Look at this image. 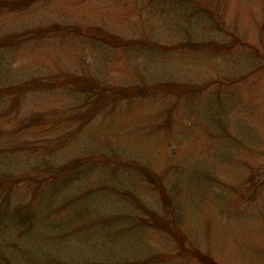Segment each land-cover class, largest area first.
<instances>
[{"label": "rangeland", "instance_id": "1", "mask_svg": "<svg viewBox=\"0 0 264 264\" xmlns=\"http://www.w3.org/2000/svg\"><path fill=\"white\" fill-rule=\"evenodd\" d=\"M180 241L264 264V0H0V264H200Z\"/></svg>", "mask_w": 264, "mask_h": 264}, {"label": "trees", "instance_id": "2", "mask_svg": "<svg viewBox=\"0 0 264 264\" xmlns=\"http://www.w3.org/2000/svg\"><path fill=\"white\" fill-rule=\"evenodd\" d=\"M70 32H74V33H78V34H80V35H82V36H86V38H92V39H94V38H98V39H100V40H102V41H104L105 43H107V44H109V45H112V46H115V47H118V46H123V45H127L128 43H131V41H123V39L121 40V38L120 39H118L117 37H111V38H108L106 35V32L103 30V29H100V28H96V27H90V29H87L86 28V30H84V31H82V32H80V30L79 29H76V28H73V29H71L70 30ZM103 35H105V36H103ZM66 83H71L72 84V80H67V81H65ZM83 83H85V84H87V85H85L84 84V86H83V84L81 83V82H77L76 84H75V86L78 88V90H76V91H79L80 93H87V90H98V91H100L101 89H99L98 87H97V85L96 84H94V83H91V82H83ZM74 86V87H75ZM135 87V86H134ZM130 88H133V87H130ZM140 89L139 90H142V89H144L143 87L141 88V87H139ZM106 89V88H105ZM110 89L112 90V89H120L121 90V93H125V92H129L130 91V89H127V88H124V87H122V88H115V87H110ZM133 89H137V88H133ZM113 91V90H112ZM120 93V92H119ZM62 169H68V167H63ZM158 184H160L161 186H163V182L162 181H160V182H158ZM161 188H163V187H161ZM161 188H159V190H161ZM161 191H163V190H161ZM164 195V194H163ZM165 196V195H164ZM164 205H165V203H164ZM166 206H168L169 207V205H166ZM145 215H147V216H149V217H152V223L156 220V218H161L162 216L160 215V214H158V212L157 211H151V210H148L147 211V214H145ZM145 216H142V218H141V221H144L146 218H144ZM150 221V222H151ZM148 221H146V223H147ZM161 223V222H160ZM158 225H161V224H155V228H157V229H160V230H162V231H165L166 233H170V225L169 224H167L168 226H164V225H162V226H158ZM172 230H173V232H176V229L177 228H171ZM176 233H179V232H176ZM170 234H172V233H170ZM180 237V235H178V237H177V240H178V238ZM180 249L178 250L179 251V254L177 255L176 254V256L177 257H183V256H189V257H191V258H193V259H195V260H197V261H199L200 263H202V264H217V262H215L212 258H210V257H208V255L207 254H205V253H203V252H201L198 248H191V247H188L186 244H185V242H183V241H180ZM176 256H174V257H176ZM162 258H164L165 259V257H162ZM167 258V257H166Z\"/></svg>", "mask_w": 264, "mask_h": 264}]
</instances>
